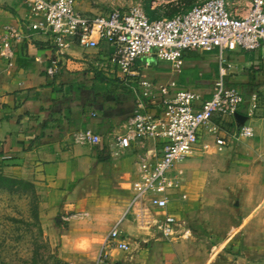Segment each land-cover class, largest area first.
I'll return each instance as SVG.
<instances>
[{
    "label": "crops",
    "instance_id": "obj_1",
    "mask_svg": "<svg viewBox=\"0 0 264 264\" xmlns=\"http://www.w3.org/2000/svg\"><path fill=\"white\" fill-rule=\"evenodd\" d=\"M28 22L23 0H0V42L5 27L22 36L19 41L10 40L11 57L0 56V169L37 179L54 214H82L70 218L80 219L94 213L101 202L122 208L121 215L96 230L107 233L123 219L119 227L130 240L131 251L113 248L103 264H202L199 257L204 251L197 248L199 242L194 237L186 248L177 241L179 237L168 242L149 238L131 218H122L135 192L140 157L152 150L153 143H134L126 150L114 145V134L123 130L132 114L134 97L102 66L107 48L84 50L73 45L63 57L60 71L49 77L45 68L54 54L51 37L30 29ZM183 61L175 71L170 63L155 60L143 73L157 82L174 80L209 98L223 68L227 84L236 86L246 99L258 91L264 104V54L242 49H190L184 52ZM240 109L244 111V105ZM263 112L264 105L251 121L254 135L249 137L255 140L260 159H264ZM87 129L100 135V143L74 142L73 133ZM203 135V143L223 148L206 132ZM182 161L173 166L180 174L188 165L198 167L191 156ZM176 181L178 189V178ZM259 190L264 193V184ZM169 196L168 209L174 212ZM175 214L182 219L179 212ZM248 222L252 227L246 232ZM239 228L243 232L236 245L240 254L229 257L224 244L210 254L206 264H264V219L243 217Z\"/></svg>",
    "mask_w": 264,
    "mask_h": 264
},
{
    "label": "built area",
    "instance_id": "obj_2",
    "mask_svg": "<svg viewBox=\"0 0 264 264\" xmlns=\"http://www.w3.org/2000/svg\"><path fill=\"white\" fill-rule=\"evenodd\" d=\"M23 1L29 28L52 40L54 54L45 68L47 76L60 71L62 59L73 45L84 50L102 46L107 48L102 66L118 77L134 97L132 114L123 130L114 134V145L120 150L146 140L153 145L140 157L135 192L122 218H131L146 236L157 240L189 234L185 220L168 209L169 192L177 186L171 176L172 167L193 153L202 131L212 134L219 147L226 145L227 135L233 139L252 137L253 128L246 121L259 116L263 98L253 91L246 99L236 86L226 83L223 68L209 98L174 80L153 81L143 69L151 66L150 59L154 58L179 71L183 54L190 49H242L264 54V0H203L174 15L154 19L141 4L94 14L80 10L76 0ZM21 38L5 27L0 56L11 57L10 40ZM242 105L244 111H240ZM237 112L245 115L243 124L237 123ZM73 140L98 144L101 137L87 129L74 132ZM122 220H117L103 237L99 254L103 262L113 248L131 251V242L119 227Z\"/></svg>",
    "mask_w": 264,
    "mask_h": 264
},
{
    "label": "rangeland",
    "instance_id": "obj_3",
    "mask_svg": "<svg viewBox=\"0 0 264 264\" xmlns=\"http://www.w3.org/2000/svg\"><path fill=\"white\" fill-rule=\"evenodd\" d=\"M201 1L76 0V4L80 10L94 14L141 4L149 17L156 18L174 15ZM153 61L151 58L150 62ZM255 118H249L246 124L251 125ZM203 134L202 131L195 147L197 151L190 155L198 167L188 165L183 168V174L177 166L172 167L171 176L175 181L178 178L180 185L169 193L172 210L180 213L190 232L180 234L177 241L187 248L194 237L199 242L197 248L204 251L199 257L201 263L206 264L210 254L224 244L229 257L240 254L236 245L242 239L239 226L243 217L264 219V193L259 190V185L264 184V159L259 158L252 138L239 140L227 135L226 145L219 149L203 143ZM207 136L214 139L212 134ZM0 176L22 181L11 183L0 179V264H103L108 261H101L99 256L106 232L97 233L96 228L85 232L73 223L78 219H64L70 214L52 213L47 205V192L34 177L4 173L2 169ZM251 227L248 222L244 230L248 232ZM77 234L93 237L94 243L86 251L73 250L64 237Z\"/></svg>",
    "mask_w": 264,
    "mask_h": 264
},
{
    "label": "clouds",
    "instance_id": "obj_4",
    "mask_svg": "<svg viewBox=\"0 0 264 264\" xmlns=\"http://www.w3.org/2000/svg\"><path fill=\"white\" fill-rule=\"evenodd\" d=\"M122 213V208L108 202H101L94 213L86 214L73 223L87 232L92 228L100 229L106 227L111 220ZM64 239L75 251H86L94 243V238L87 234L66 235Z\"/></svg>",
    "mask_w": 264,
    "mask_h": 264
},
{
    "label": "trees",
    "instance_id": "obj_5",
    "mask_svg": "<svg viewBox=\"0 0 264 264\" xmlns=\"http://www.w3.org/2000/svg\"><path fill=\"white\" fill-rule=\"evenodd\" d=\"M151 19H154L155 17L153 16H150ZM0 179L1 180H7V181H10L11 183H21L22 181L19 180V179H14V178H7V177H3V176H0ZM61 262V261H60ZM62 264H67L66 262H62Z\"/></svg>",
    "mask_w": 264,
    "mask_h": 264
},
{
    "label": "water",
    "instance_id": "obj_6",
    "mask_svg": "<svg viewBox=\"0 0 264 264\" xmlns=\"http://www.w3.org/2000/svg\"><path fill=\"white\" fill-rule=\"evenodd\" d=\"M235 118H236L238 124H243V122L246 120L245 115H243V114H241L239 112H237L235 114Z\"/></svg>",
    "mask_w": 264,
    "mask_h": 264
}]
</instances>
